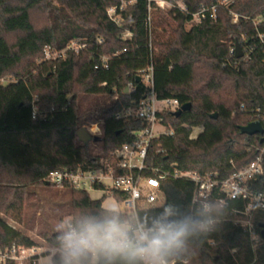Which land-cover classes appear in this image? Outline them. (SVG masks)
I'll return each mask as SVG.
<instances>
[{
  "label": "trees",
  "instance_id": "16d2710c",
  "mask_svg": "<svg viewBox=\"0 0 264 264\" xmlns=\"http://www.w3.org/2000/svg\"><path fill=\"white\" fill-rule=\"evenodd\" d=\"M183 1L186 12L161 9L164 14L157 16L158 24L149 33V7L160 9L155 1L0 0L1 212L32 226L40 218L38 208L44 211L41 203L54 200L51 221L40 230L52 246L62 243L64 217L71 216L68 222L79 229L90 220L114 215L103 201L112 196L122 202L121 192L93 199L87 190L45 178L58 169L98 168L103 158L131 142L134 132L145 127L143 120L124 113L148 93L145 69L151 61L157 97L191 103V109L180 116L164 112V123L174 133L152 141L149 165L180 172L217 171L227 177L256 158L263 145L260 137L243 134L241 127L254 121L264 126V112H256L258 107L264 110V0H235L228 6L222 0ZM212 5L216 19L207 12L205 19L186 28L194 13ZM111 7H116L120 25L109 17ZM234 14L239 16L237 23ZM126 32L132 33L131 39L124 38ZM76 40L86 48L46 59V47L63 51ZM236 42L253 49L248 59L230 53ZM130 82L136 90L126 93ZM84 96L102 100L88 113L92 123L100 124L102 134L88 142L77 136L84 123ZM198 127L202 131L192 137ZM92 144L99 145V150ZM255 188L264 189V176ZM162 191L163 204L138 211L141 225L152 228L170 209L167 217L188 224L191 230L184 247L166 252L164 259L181 264L187 249L193 247L211 264H264L263 237L254 253L248 233L230 220L235 217L232 208L242 207L241 203L220 207L212 201L211 211L198 216L192 206L195 184L191 180L167 178ZM31 206L37 207L33 213ZM118 215L122 222L135 224L127 211ZM209 217L216 220L214 230L205 232L198 222ZM261 224L264 212L255 220L259 233ZM19 245L33 247L37 242L0 217V248ZM91 259L82 264H91ZM38 260L35 256L23 264H40ZM52 264H64L63 255H53ZM97 264L128 262L100 257Z\"/></svg>",
  "mask_w": 264,
  "mask_h": 264
},
{
  "label": "built area",
  "instance_id": "2783aa9c",
  "mask_svg": "<svg viewBox=\"0 0 264 264\" xmlns=\"http://www.w3.org/2000/svg\"><path fill=\"white\" fill-rule=\"evenodd\" d=\"M155 1L157 6L165 7L169 0H149ZM175 8L182 12L187 11L183 0H174ZM235 0H222L225 6L230 5ZM152 7H149V12ZM207 12L210 17L216 19V6L202 7L193 14V21L201 22L206 18ZM109 17L120 25L121 21L116 13V7L108 9ZM151 14V13H150ZM239 16L234 14L233 21L237 23ZM146 27L151 33V15L147 18ZM132 33L126 32L124 38L131 39ZM262 39V35H259ZM263 40V39H262ZM237 43V42H236ZM86 48V44L80 41H72L63 51H52L46 47V59H56L65 55L67 50L79 52ZM253 49L242 48L243 55L237 57L236 44L230 50L237 59H248ZM117 55V54H116ZM106 58V57H104ZM230 62V61H229ZM237 65L235 61L233 63ZM153 61L145 69V79L148 87V93L139 101L135 107H131L124 113L125 116L141 119L145 127L135 131L133 140L123 144L120 148L112 151L108 157L103 158L101 165L95 169H81L76 171L68 169H58L50 172L45 180L50 183L62 185L69 183L77 189L101 190L104 193L113 191L121 192L125 199L121 202L125 205V211L135 218V224H130L132 230L144 228L138 220V211L144 208L159 206L164 203L165 196L162 191V182L167 178H185L195 184V192L192 197V206L196 209L197 215L202 216L203 212L211 211V202L213 201L220 207H225L232 202L241 203L242 207H233L234 218L230 219L235 225L240 226L248 233L252 243H257L262 238L261 232L257 231L255 226L256 216L264 212V189H256L255 186L260 183L264 176V126L263 132L257 133L262 142V147L254 160L244 167L235 170L227 177H222L217 171L200 173L197 171L180 172L176 169H165L163 165L147 163L148 152L152 141L162 135H173L174 131L169 129L164 123L163 114L166 111L176 112L181 108L177 99H159L154 89L153 79ZM136 90V87L130 82L125 90L130 93ZM244 109V105H241ZM256 112H264L261 107L256 108ZM119 118L120 115H117ZM259 122V121H258ZM96 126V129H94ZM91 136L102 134V128L99 123H92L87 127ZM202 131V127L195 128L192 137H196ZM216 221L212 217L202 218L201 221ZM76 228L73 223L66 222V232L69 228ZM38 246H12L7 249L0 248V264H23L32 257L43 256L44 252H50L51 256L55 254H64L63 244L52 246L47 251L40 250ZM168 264H175V260L167 261Z\"/></svg>",
  "mask_w": 264,
  "mask_h": 264
},
{
  "label": "clouds",
  "instance_id": "9594fccd",
  "mask_svg": "<svg viewBox=\"0 0 264 264\" xmlns=\"http://www.w3.org/2000/svg\"><path fill=\"white\" fill-rule=\"evenodd\" d=\"M114 215L104 220H90L79 229L69 228L61 237L64 248V264H82L91 256V264H97L100 257L109 262L122 258L128 264H168L164 254L173 249L184 247L191 234L188 224L157 221L152 228H137L122 222L116 208H110ZM171 210H165V218ZM205 232L214 230L211 220L198 222Z\"/></svg>",
  "mask_w": 264,
  "mask_h": 264
},
{
  "label": "rangeland",
  "instance_id": "374dc122",
  "mask_svg": "<svg viewBox=\"0 0 264 264\" xmlns=\"http://www.w3.org/2000/svg\"><path fill=\"white\" fill-rule=\"evenodd\" d=\"M175 4V1L172 0L170 1L167 5H164L165 7H159L158 8H153L151 11V26L152 29L156 28V25L158 24V15L164 14L162 13L161 9L164 11H169L173 8V6ZM196 21H192L190 23L186 24V28L190 29L191 26L193 24H195ZM158 32H160V28H158ZM157 52V50H156ZM101 98L97 97V96H84L83 97V101H82V108L85 114L84 117V123L81 126V128H86L88 126H90V124H92L91 119H89L88 117V113L90 112V110L92 108H95L96 106L100 105L101 102ZM80 128V129H81ZM94 139V136H91ZM92 146L95 147V149L99 150V145H95L92 144ZM87 191L89 192L90 196L93 199H99L102 195L103 192L101 190H92L90 188H87ZM51 198V197H48ZM53 201L54 200H46V202H42L41 206L44 207V211H42L41 209L38 208V213H37V218L38 221H36L34 223V225L32 226H28V225H22L20 223H18L17 221H15L13 218L5 215L3 212L0 211V217H2L3 219H5L7 221V223L9 225H11L12 227L21 230L24 234L28 235L30 238H32L35 242H37V246L40 247V250H44L47 251V249L51 248L52 245H50L46 240H44L41 236H40V230H42L43 227L46 226L47 221H51L50 218V212L52 211L53 208ZM39 207V206H38ZM103 207L106 209H110V208H116L118 211L124 212L125 211V205L119 201H117L114 197L112 196H108L106 197V199L103 201ZM36 206H31L29 209L30 213H33L36 211ZM40 211H42V214L39 215ZM70 218H72L71 216H66L64 217V219L62 220V222H60V226L61 228H63V230H65V223L68 222V220H70ZM234 218V217H233ZM59 221L56 220L55 224H58ZM128 225H130V223L126 222ZM131 227V225H130ZM251 243L252 246V250L254 253H256L257 247H258V242L257 243ZM212 257H214L212 255ZM211 257V258H212ZM213 259V258H212ZM38 262L40 264H52V256L50 252H44L43 256H41L38 260ZM181 264H211V260H208L206 258V256L201 253L198 249L193 248V247H189L187 249V257L182 261Z\"/></svg>",
  "mask_w": 264,
  "mask_h": 264
},
{
  "label": "water",
  "instance_id": "95a60500",
  "mask_svg": "<svg viewBox=\"0 0 264 264\" xmlns=\"http://www.w3.org/2000/svg\"><path fill=\"white\" fill-rule=\"evenodd\" d=\"M236 48H237L236 56L241 57L243 55V52H242V48L239 42L236 43ZM190 109H191V103L183 104L181 108L178 111H176V115L180 116L183 112H186ZM212 117L216 118L217 114H213ZM241 132L243 134L255 135L257 133H262L263 128L260 122L254 121V122L247 124L246 126L241 127ZM77 136L81 141H84V142H88L89 139L91 138V135L89 134L86 128H81L80 130H78ZM97 139L98 137L95 136L94 140H97ZM168 221H173V219L171 217H167L162 220L163 223H167ZM261 227H262L261 235L264 239V224H261Z\"/></svg>",
  "mask_w": 264,
  "mask_h": 264
},
{
  "label": "bare ground",
  "instance_id": "6f19581e",
  "mask_svg": "<svg viewBox=\"0 0 264 264\" xmlns=\"http://www.w3.org/2000/svg\"><path fill=\"white\" fill-rule=\"evenodd\" d=\"M94 129H96V126H94Z\"/></svg>",
  "mask_w": 264,
  "mask_h": 264
}]
</instances>
